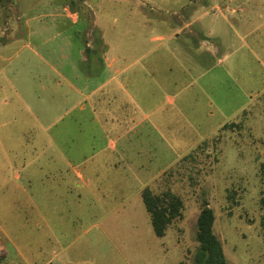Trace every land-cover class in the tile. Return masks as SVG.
<instances>
[{
	"label": "rangeland",
	"instance_id": "rangeland-1",
	"mask_svg": "<svg viewBox=\"0 0 264 264\" xmlns=\"http://www.w3.org/2000/svg\"><path fill=\"white\" fill-rule=\"evenodd\" d=\"M16 19L36 28L0 34V230L13 246L65 247L75 264H193L206 199L228 264H264V0H0V30ZM116 134L141 155L111 156ZM58 149L69 194L47 204L48 233L38 210ZM145 189L182 199L164 237Z\"/></svg>",
	"mask_w": 264,
	"mask_h": 264
},
{
	"label": "crops",
	"instance_id": "crops-1",
	"mask_svg": "<svg viewBox=\"0 0 264 264\" xmlns=\"http://www.w3.org/2000/svg\"><path fill=\"white\" fill-rule=\"evenodd\" d=\"M62 9L63 11H66L67 7L63 6ZM69 15L71 18H73L72 14H69ZM72 20L75 21L74 19ZM39 25H40V28H42V30L46 29L45 24L39 23ZM3 27H4L3 30L2 29H1L2 31L0 30V34L3 36H6L7 38L10 37V43L19 41V38H21L22 36L29 39L35 34V31H34L35 24H33V20H29L24 23H22L20 19H16V21H14L13 23H8V21H6L4 22ZM21 28H23V31L21 30ZM19 29L21 30L20 33L17 31ZM20 35L22 36L19 37ZM0 75H3V71H0ZM18 87L19 86H17V89L15 90L16 95L19 101L25 104L27 103L26 101L28 99V95H26V93L23 92L22 90H18ZM19 91H21V94L19 93ZM113 139L114 140H111L108 143V151H109V154H112L111 156H115V155L123 156L124 155V156H129V157H136V156L139 157L141 155V151L140 149H138L139 147L131 146L130 142L128 141V137H126L125 135L116 134L113 136ZM49 156L50 158H52L53 156L58 157V160L54 158L50 159V163L47 165V169L45 170L47 172H51V171L55 172L57 177L55 176L52 177V182L49 184V189L46 190L45 192V196L47 198L42 199V207L41 209L39 208L38 210L39 218H41L42 223L49 230L47 231L48 233L52 230V226L50 225L51 219L44 215L45 212L49 213L50 211V207L47 206V204L50 203L51 199H53L54 201H58V202L63 201L64 199H67V196L69 194V189H67L68 188L67 181L65 179L66 177L65 172H67V168H66L67 162L65 159L66 153L62 149H58L56 153L52 152L49 154ZM133 160H134L133 158L132 160H127L126 164H130V163L134 164L136 161L135 160L133 161ZM61 161L63 163H61ZM111 161L112 160L107 162L108 165L110 167L115 168L116 167L115 160H113V162ZM24 168L25 170L30 169L29 172L36 171L35 169L36 167H32L30 165H27ZM134 169L138 172L145 171L144 165L139 162H137V165L134 166ZM73 171L77 179H82V176L78 171H75V170ZM157 172L158 174L150 178L149 183H151L154 179L160 176V174L162 173V170H158ZM15 177L17 180L21 179L18 174L15 175ZM27 178L29 180L30 176L27 175ZM141 193H142V190H141ZM76 197L80 199V194L76 195L75 199ZM57 209H60V206H58ZM55 214L56 215L54 217V220L57 221L58 224H60L61 226L60 229L62 230V232L63 233L67 232L62 229L61 214L59 212H55ZM61 234L59 233V235L57 236L55 232V233H51L50 235L57 236V238H55V242L58 245H65L64 241L61 238ZM62 251H65V247L62 248L60 253L54 254L52 258L46 257L44 253H43V256H41L40 253L35 254L34 252H31L29 254L23 253L18 248L13 246V243L7 240L5 236L3 235L2 231L0 230V255H1L0 264H54V263L55 264H75V262L72 261L71 257L66 254H62ZM40 252H42V248H40Z\"/></svg>",
	"mask_w": 264,
	"mask_h": 264
},
{
	"label": "trees",
	"instance_id": "trees-1",
	"mask_svg": "<svg viewBox=\"0 0 264 264\" xmlns=\"http://www.w3.org/2000/svg\"><path fill=\"white\" fill-rule=\"evenodd\" d=\"M227 126V125H225ZM142 191L146 209L151 217L153 231L156 236L164 237L169 227L183 217L182 199L175 194H150ZM264 208V196L260 199ZM215 214L208 201L203 199L196 220V248L193 264H228L222 242L214 232ZM261 227L264 234V214ZM1 261V255H0Z\"/></svg>",
	"mask_w": 264,
	"mask_h": 264
}]
</instances>
